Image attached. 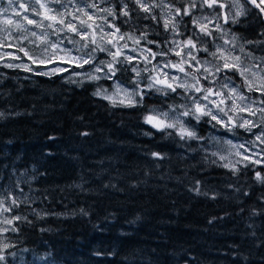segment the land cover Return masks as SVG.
<instances>
[{
    "label": "trees",
    "instance_id": "1",
    "mask_svg": "<svg viewBox=\"0 0 264 264\" xmlns=\"http://www.w3.org/2000/svg\"><path fill=\"white\" fill-rule=\"evenodd\" d=\"M124 19L121 30L144 23ZM231 29L264 40L255 15ZM147 32L169 37L151 22ZM257 54L264 57V46ZM119 67L113 79L89 81L0 63V193L15 195L14 213L26 217L18 231L0 234L13 245L3 264H264V185L255 180L264 164L234 174L204 158L209 135H230L208 118H185L194 140L144 123L177 93L144 89L136 107L95 96L114 79L135 86L131 65Z\"/></svg>",
    "mask_w": 264,
    "mask_h": 264
},
{
    "label": "snow or ice",
    "instance_id": "2",
    "mask_svg": "<svg viewBox=\"0 0 264 264\" xmlns=\"http://www.w3.org/2000/svg\"><path fill=\"white\" fill-rule=\"evenodd\" d=\"M80 2L84 3L83 7H80ZM7 3L8 7H0V24L3 25L0 27V33H3L0 36V49H5L0 52V61L27 58L30 63H5L4 67L31 72L33 65L37 68L56 65L37 74L58 75L72 71L74 68L84 69L86 65H93L96 59L94 53L100 52L106 53L111 59L101 60L91 71L73 72V75L92 81L100 80L101 75L98 74L103 73V78L110 80L121 71L119 65L125 63L134 65V62L141 59V54L145 65L152 64V61L157 60L158 57H167L171 54L179 59L175 62L166 60L163 65L152 64L151 68L140 69L133 66L131 70L135 73L136 79L132 81L135 85L132 91L116 83L112 94H108L106 89H98L94 95L108 100L114 107H136L144 100V89L140 88L139 81L143 79L142 72H147L149 90L154 89L165 96L179 93L185 100L191 101L190 104L181 105L179 109L171 106L167 111L150 110L144 117V123L158 132L172 129L181 140L200 139L195 131L186 126L187 122L183 118L197 122L208 118L210 122L229 132L236 128H242L247 132L259 129L260 135L256 136V141L264 143V66H262L264 57L259 58L260 64H245L241 56L233 55L237 47V37L232 34L231 39H223L230 34V30L224 29L225 24H238L241 17L255 15L260 18L264 15V0H186V2L93 0L91 3H87L86 0H25L18 6L17 0H7ZM53 5H59V8ZM249 5L251 7H248ZM157 9L159 14L155 11ZM9 10L12 15H8ZM197 12L200 14L197 15ZM139 13L144 15L139 17ZM134 15L145 21H155L164 33L172 35L171 40L165 38L167 51L156 52L153 48H140L141 41L155 48L165 46V40L149 39L147 31L141 32L139 36L135 35V31L128 33L121 31V26L116 21L125 18L122 23H127ZM221 20L223 23L220 22ZM217 32L223 39V45H216L214 51H211L209 46L201 47V44L207 43L204 38L216 39ZM52 36L56 39H51ZM176 37L185 38L178 40ZM66 40L72 47L65 46ZM127 40H131L136 47L129 48L127 43H121ZM246 43L264 46V40L246 41ZM126 50L136 52L138 55L130 56ZM239 50L249 59H257L251 52L245 51L244 45H239ZM17 53H23V57ZM200 53L206 54L211 59H201L198 55ZM165 69H173L175 73L182 75L170 73ZM123 70L127 71V69ZM223 73H231V75H222ZM237 75L243 80V85L240 87L231 82ZM244 88L248 92H258L260 98L250 99L245 94ZM242 113H246L247 116L241 115ZM4 115V112H0V118ZM83 135L86 136L88 133L85 132ZM233 147L237 146L233 145ZM238 147L244 148L247 152L243 144ZM236 155L242 159L221 165L234 174L240 171L238 164H243L245 168L250 164H264V160L253 159L252 156L239 151ZM152 156L155 159H163L159 153L154 152ZM219 159L224 161L226 158L220 156ZM255 180L264 185V174L256 171ZM196 191L199 193L198 188ZM0 197H3L0 198V216H3L0 223L5 225L0 228V234L16 232L18 231L16 222L26 219L14 213V209L19 208L20 201L15 195L7 196L0 193ZM5 213L12 215L5 216ZM12 246L8 242H0V264L6 261L5 253ZM10 254L15 256V253Z\"/></svg>",
    "mask_w": 264,
    "mask_h": 264
},
{
    "label": "rangeland",
    "instance_id": "3",
    "mask_svg": "<svg viewBox=\"0 0 264 264\" xmlns=\"http://www.w3.org/2000/svg\"><path fill=\"white\" fill-rule=\"evenodd\" d=\"M23 2H25V0H17V6H18L19 3H23ZM86 2L87 3H91V2H93V0H86ZM97 2H99V0H97ZM179 2H186V0H179ZM53 6L56 7V8H59V5H53ZM83 6H84V3L80 2V7H83ZM102 6H106V5H102ZM0 7H8L7 0H2V3H0ZM37 7H38V5H37ZM155 11L157 12V14H159V10L158 9L155 10ZM207 11H211V10H207ZM142 14H144V13H142ZM199 14L200 13L197 12V15H199ZM8 15H12L11 10H9ZM138 15H140V13ZM36 18L39 19V17H36ZM260 18H261V16H260ZM16 19H19V18H16ZM143 21H144V23H143V25L141 27H136V28L127 29V30H121V31L125 32V33L135 31V35L139 36L141 32L147 31V28L149 27L148 23L151 22V23L155 24V27H157V30H158V32L160 34H164V32L160 30V29H162L160 27V25H158L155 21H152V20H147V21L143 20ZM220 22L223 23V20H221ZM0 27H3V25L0 24ZM224 29L225 30H230V34H229V36L224 37L223 39H231V35L232 34H234L237 37V47H236L235 51L233 52V55L241 56L245 64H260L261 63L259 58H261L263 56L257 54V51L259 50V47H261L260 45L246 43V41H249V40H246V39L240 37L236 32H234L230 28L229 24H225L224 25ZM181 30L183 31V27L181 28ZM36 31H39V29H36ZM2 35H3V33H0V36H2ZM68 35H70V34H68ZM215 37H216V39H213L212 37L204 38L207 43L206 44H201V47L209 46L210 50L214 51L216 45H218V44L219 45H223V39L220 38V33L219 32L215 33ZM165 38H167V40L173 39V37H172V35L170 33H169V37H165ZM165 38L162 39V40H165ZM183 38H185V37H176V39H178V40L179 39H183ZM51 39L55 40L56 37L52 36ZM76 39H78V37H76ZM149 39L157 40V38L153 35V33L149 34ZM121 43L122 44L123 43H127L129 45V48L136 47V45H134L131 40L121 41ZM241 44L244 45L246 52H251L252 56L257 58V59H255V60L249 59L248 57H246L244 55V53H241L240 50H239V45H241ZM65 46L66 47H72V45L67 43V40L65 41ZM139 47L140 48H153L154 51L160 52V51H167L168 45H167V41L165 40V46L163 48H155L153 45H148L145 41H141V44H140ZM224 47H231V45H224ZM6 50L7 51H12V49H6ZM3 51H5V49H0V52H3ZM126 52L130 56H137L138 55V53H136V52H131V51H128V50H126ZM17 54L20 55L21 57H23V53H17ZM75 54L79 55L80 53H75ZM102 54H103L104 57H100L98 55V52L94 53V56L96 57V59L94 60L95 63L92 65V67L90 69H88V70H73V71H69V72L66 73V77L67 78H73V79L79 78V76H74L73 72L80 73V72L91 71L93 66L94 65H98L101 60L108 61V60L111 59L106 53H102ZM142 55L143 54H141V59H139L136 62H134V65H131V69H132L133 66L138 67L140 69H144L145 67L151 68L152 64L159 63L160 65H163V63L166 60H171V61L175 62V61H177L179 59L178 57L169 54L167 57H158L157 60L152 61V64L145 65V63L143 62V59H142ZM198 55L200 56L201 59H209V60L211 59V57L206 56V54H204V53H200ZM0 63H2V64H5V63L26 64V63H30V61H28L27 58H23L21 60L0 61ZM55 66L56 65H48L47 68H45V67L37 68V66L33 65L32 67H33V70L40 71V72H45V71L48 70V68L55 67ZM262 66H264V65H262ZM165 71H168V72L176 74V75H182L180 73H175V70H173V69H165ZM133 74L135 75V73H133ZM153 74H155V73H153ZM98 75L102 76L103 73L98 74ZM222 75H231V73H223ZM142 77H143V79H141L139 81V86L142 89H148L147 88V84L149 83V80L147 78L148 77V73L147 72H142ZM231 82L234 85H236L237 87H240L241 85H243V80H241L238 75L234 76ZM116 83H119L123 88H126L129 91H132L134 89V87H135V86H133V87L126 86V85L122 84L121 82H119L118 80L114 79L111 82L110 88L106 89L108 94H112L114 92ZM221 83H223V80H221ZM244 92L250 99H259L260 98L258 92H248L246 88H244ZM177 94H178L177 95L178 97H176V99L174 100L175 103L173 102L172 104H167V105H164L163 107L153 108V109L167 111V110H169V108L171 106H176L179 109L181 105H185V104H190L191 103L190 100H185L183 95H181L179 93H177ZM172 97L173 96H171L169 99H171ZM169 99H167V100H169ZM167 100L164 103H166ZM153 109H151V110H153ZM241 115L247 116L246 113H242ZM247 118L253 119L252 117H247ZM183 119L185 120V118H183ZM225 119H227V118H225ZM186 126H188L189 128H192L191 125L188 124V123H187ZM238 130L246 133V135H240ZM228 133L230 135H220L218 133H213L212 135L208 136L207 137L208 141L206 140V142L208 144V148L207 149L202 148V150H203L202 156L204 155V158L207 157L208 160L211 159L212 161H214L215 164L220 165V166L223 163H235L237 160H241L242 158L240 156L236 155V152H238V151L244 153L245 155L252 156L253 159H262V160H264V143H260L259 141H256V136L260 135V130L259 129H253L252 132H247V131H245L242 128H236L234 131H231V132L228 131ZM253 133H255V135ZM229 141L231 143H228ZM242 144L247 149V152H245L244 148H239L238 147L239 145H242ZM233 145H235L237 147H233ZM213 153H215V155H213ZM253 153H255V155H253ZM220 156H224L226 159L224 161H221L219 159ZM243 163H247V161H243ZM242 165L243 164H238L237 167H241ZM226 169H228V168H226Z\"/></svg>",
    "mask_w": 264,
    "mask_h": 264
},
{
    "label": "water",
    "instance_id": "4",
    "mask_svg": "<svg viewBox=\"0 0 264 264\" xmlns=\"http://www.w3.org/2000/svg\"><path fill=\"white\" fill-rule=\"evenodd\" d=\"M261 22H262L263 25H264V15H261Z\"/></svg>",
    "mask_w": 264,
    "mask_h": 264
},
{
    "label": "bare ground",
    "instance_id": "5",
    "mask_svg": "<svg viewBox=\"0 0 264 264\" xmlns=\"http://www.w3.org/2000/svg\"><path fill=\"white\" fill-rule=\"evenodd\" d=\"M136 19V18H135ZM141 20V19H140ZM154 93V92H153ZM159 93V92H158ZM161 96V95H160ZM165 98V97H164ZM175 103V102H174ZM210 136V135H209ZM207 141H208V139H207ZM209 143V142H208Z\"/></svg>",
    "mask_w": 264,
    "mask_h": 264
},
{
    "label": "flooded vegetation",
    "instance_id": "6",
    "mask_svg": "<svg viewBox=\"0 0 264 264\" xmlns=\"http://www.w3.org/2000/svg\"><path fill=\"white\" fill-rule=\"evenodd\" d=\"M143 15H144V14H143ZM149 23H150V22H149ZM149 23H148V24H149ZM229 25H230V28H231V24H229Z\"/></svg>",
    "mask_w": 264,
    "mask_h": 264
}]
</instances>
